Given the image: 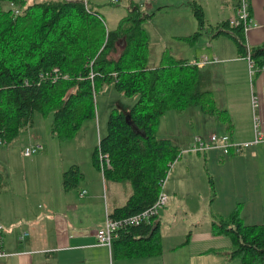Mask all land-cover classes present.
Returning <instances> with one entry per match:
<instances>
[{"label":"trees","instance_id":"obj_1","mask_svg":"<svg viewBox=\"0 0 264 264\" xmlns=\"http://www.w3.org/2000/svg\"><path fill=\"white\" fill-rule=\"evenodd\" d=\"M89 1L45 0L27 5L25 0H0V143H14L34 124L36 114H53L54 137L73 139L86 122L96 119V96L101 89L114 86L127 97L137 96L128 111L113 110L108 133L94 153V163L101 170L100 155L110 159V168L102 170L106 179L131 183L128 203L112 215L128 219L157 202L181 154L171 140L157 135L160 120L169 110L198 107L228 125L230 119L226 110L216 106L213 92L205 89L212 78L195 64L165 53L160 66L149 68L144 24L154 13L132 3L118 28L109 31ZM190 5L199 26L191 38L196 41L206 28V19L196 1ZM219 35L230 37L240 55L248 57L242 26L234 28L225 22L213 37ZM250 55L254 64L261 65L264 45L252 49ZM55 69H59L58 79ZM81 178L79 169L72 167L64 173L65 188L76 187ZM3 184L0 174V193ZM239 209L227 218H215L213 229L231 238V260L264 264V225H246ZM119 237V250L127 258L156 256L162 251L158 224L127 227Z\"/></svg>","mask_w":264,"mask_h":264},{"label":"crops","instance_id":"obj_2","mask_svg":"<svg viewBox=\"0 0 264 264\" xmlns=\"http://www.w3.org/2000/svg\"><path fill=\"white\" fill-rule=\"evenodd\" d=\"M25 1L27 5H32L28 0ZM169 1H156L158 10L149 22L157 20L159 15L171 13L167 14L171 16H167L170 19L166 23L170 40L188 43L193 47L187 44L189 50L175 53L169 51V45L164 43L165 53L192 64L208 59V65L197 67L205 71L211 66L214 74L221 73L223 88L220 92L224 94L221 107L215 94L214 98L216 106L228 112L230 123L228 125L212 116L217 121L214 122L215 129L210 135L227 134L235 143L252 144L240 155L224 156L220 150L204 154L206 162H210L215 170L213 175L216 183L213 182L215 187L212 190L218 198L215 215L210 218L209 227L174 230L170 232L174 243H166L163 227L168 222L164 214L162 216L160 213L159 218L152 223L160 225L162 251L159 255L127 258L119 250L120 237L115 239L111 248L98 245L95 231L105 226L108 214L112 216L115 210L126 206L133 194L131 183L105 180L104 172L94 163L96 150L85 163L86 172L81 163L78 166L73 165L75 163L67 165L62 162L60 152V164L54 168L55 173L49 179L24 176L14 179L10 185L4 180L0 193V224L4 227L3 248L9 256L0 259V264H241L240 260L229 258L233 243L229 237L215 233L213 222L215 218L228 217L240 208L246 225H264V142L254 144L258 133L264 138V58L261 65L254 64L251 67L248 58L240 55L237 45L230 37H213L216 28L221 24L231 23L239 0H195L203 8L206 19V28L196 41L191 38L199 31L198 23L194 18L190 20L182 17L189 13L186 10L191 0L187 2L188 5L186 0H175L176 3ZM144 2L145 0L140 5L146 9L152 6L153 0L147 5ZM249 4L251 17L256 24L246 35L247 47L251 51L264 45V0H249ZM90 5L94 10L98 7L97 4H92V0ZM194 42L196 43L193 44ZM205 43L210 50L205 48ZM186 53L188 55L185 57ZM255 98L258 100L257 107L253 105ZM33 126L34 124L26 129ZM158 137L173 141L170 137ZM55 138L52 133L51 139L47 136V142H54ZM194 139H191V143H194ZM41 142V139L29 134L26 144L33 146ZM42 146L43 153H46L47 146ZM49 154L48 152L44 155L43 159ZM33 157L35 155L26 158ZM37 161L38 159L32 160V165L35 166ZM179 163L174 168L170 183L174 184L179 180L174 181L175 171L178 174L189 170L185 167L187 163ZM72 167L79 169L82 178L76 187L67 190L64 173ZM37 173L39 175V168ZM179 186L177 185L178 188ZM178 188H173L170 195H181ZM165 215L169 216L168 213Z\"/></svg>","mask_w":264,"mask_h":264},{"label":"rangeland","instance_id":"obj_3","mask_svg":"<svg viewBox=\"0 0 264 264\" xmlns=\"http://www.w3.org/2000/svg\"><path fill=\"white\" fill-rule=\"evenodd\" d=\"M40 1L41 0H28V3L34 4ZM156 1L158 0H153L152 6L147 7L144 11L146 13L157 12L158 6ZM89 2H91V0ZM130 2L138 5L142 3L143 0H117L114 4L112 0H92L93 5H98L95 9L103 15L109 31L116 30L120 22L128 15ZM169 2L176 3L175 0H170ZM187 2L189 3L190 0H186V4L188 5ZM192 2H195V0H191V3ZM187 8L188 10H186V12L189 13H185L182 17L189 18L190 20L194 18L197 22L191 5ZM167 14L164 13L163 15H159L156 17L157 20L151 22L147 21L144 24V29L150 45V67H158L160 65L162 57L165 54L164 43L169 45V51L175 53H182V50H189L188 43L170 40L166 23L170 19L167 16L171 15ZM171 22H173V19H171ZM162 27H165V29ZM195 43L196 42L193 44ZM204 45H206V47L204 46L205 48L210 50L207 43ZM202 47L203 46H201V48ZM184 55L186 57L188 54L186 53ZM210 67L211 66H209L204 73L205 75H209L213 82L205 86V89L215 94L217 103L221 107L222 98L224 97V94L220 92L223 88L221 73L218 72L214 74L213 69L211 70ZM137 100V96L127 97L118 92L114 86L104 87L96 96V119L86 122L79 132L78 137L67 141H60L58 138H55L53 139L54 142L51 140L47 142V136L48 139L52 138L51 128L54 121L53 114H50L48 117L36 114L34 126L28 130H23L17 141L9 145L0 143V174L9 185L14 179L23 178L24 176H27V178H40L39 176H41L49 179L52 174L55 173L53 172L54 168L58 167L60 164V152H62L60 154L61 157H63V159H61L62 162H65L67 165L75 163L73 165L78 166H80L81 163L86 172L85 163L89 161L91 153H93L99 145V138L105 137L108 133V123L113 110L115 108L123 110L131 109ZM216 121L215 117L203 114L198 107H191L184 112L169 110L160 120L157 128V135L160 137H170L173 140V144L175 143L174 145L181 147V154L171 168L163 189L165 196H167L169 200L168 206L165 207L166 209L164 208L161 210V215L164 214L165 220L168 222V224L163 227L166 243H174V239L171 237L172 233L170 232L180 229L187 230L188 228H191V230L207 228L210 225V218L215 215L218 198L217 195L214 194L210 183L211 180L216 183V177L213 175L215 174L214 167L210 162H206L204 154H189L187 151L192 147V144H194L191 143V139L205 137L201 135H210L214 132L215 125L213 124ZM29 134H33V137L41 139L42 145L45 144L47 146L46 153L42 151L39 153L40 155L37 154L38 156L35 155L33 158H26L24 156V151L31 145L26 144L29 141ZM48 152L50 153L49 156L43 159V156ZM21 154L23 155L21 156ZM190 158L192 159L190 160L191 164L189 166ZM34 159H38L35 166L31 163ZM177 163H187L185 167L186 170H189L185 173L182 171L178 174L175 171L174 176H176L174 177V181L177 179L179 180L174 183L176 187H173L174 184L170 183V181L173 180V172ZM38 168L39 175L37 173ZM210 175L212 176L211 179ZM105 180L108 181L106 178ZM80 183H82V180ZM177 185H180L181 195L173 197V195H170V192L173 188H178ZM165 213H168L170 217H166Z\"/></svg>","mask_w":264,"mask_h":264},{"label":"built area","instance_id":"obj_4","mask_svg":"<svg viewBox=\"0 0 264 264\" xmlns=\"http://www.w3.org/2000/svg\"><path fill=\"white\" fill-rule=\"evenodd\" d=\"M84 1L87 3L89 0ZM112 2L116 3L117 0H112ZM149 2L150 0H145L144 3H146L147 5ZM10 6L15 10L16 15L20 13L15 4L12 3ZM230 24L234 28L242 26L245 36L256 26L251 17L249 0H239L238 6L236 7L235 15L231 19ZM247 58L250 62L251 67H253L254 62L251 58L250 52ZM208 64V59H203L202 61L195 63L196 66L201 68ZM54 74L56 75L55 79H58L59 69H55ZM253 105L254 107L258 106V100L256 98L253 100ZM263 142V136L258 133L254 144H260ZM251 145L252 144L235 143L233 142L231 136L227 134H212L208 137L196 138L193 146L188 150V152L196 154H206L212 150H220L224 156H231L242 154ZM42 151H44V146L37 144L28 147L25 150L24 155L26 157H32ZM100 162L103 171L105 167L110 168V159L107 155H100ZM84 194L85 192L83 193V195ZM167 204L168 198L167 196H165L164 192H162L157 202L150 209L138 216L128 219H116L108 214L105 226L95 231V237L97 239L98 245L111 248L115 239L119 237V232L121 230L127 227L139 226L142 223L152 224L155 220L159 218L161 210H163L167 206ZM3 234L4 227L0 224V259H4L9 256L3 248Z\"/></svg>","mask_w":264,"mask_h":264},{"label":"water","instance_id":"obj_5","mask_svg":"<svg viewBox=\"0 0 264 264\" xmlns=\"http://www.w3.org/2000/svg\"><path fill=\"white\" fill-rule=\"evenodd\" d=\"M127 121L130 123V117L127 118ZM131 124V123H130Z\"/></svg>","mask_w":264,"mask_h":264}]
</instances>
